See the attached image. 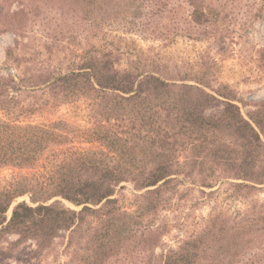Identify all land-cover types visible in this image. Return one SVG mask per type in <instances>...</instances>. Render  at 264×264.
Returning a JSON list of instances; mask_svg holds the SVG:
<instances>
[{
  "label": "trees",
  "instance_id": "1",
  "mask_svg": "<svg viewBox=\"0 0 264 264\" xmlns=\"http://www.w3.org/2000/svg\"><path fill=\"white\" fill-rule=\"evenodd\" d=\"M185 2L197 25L218 11L213 0ZM2 5L0 30L16 33L39 11L76 14L92 29L107 19L145 27L162 11L183 7L175 0H0ZM151 34L169 36L161 28ZM119 58L102 47L85 51L65 71L42 65L17 77L0 70V167L32 168L43 151L67 146L49 171L21 174L0 188V262L40 260L58 253L56 240L64 238L67 258L60 264L128 258L144 264H264V201L255 197L264 188V100L243 113L226 85L212 92L201 79L168 77L142 60L121 67ZM26 90L41 91L52 106L89 100L102 148L69 146L71 125L62 119L22 122V114L39 106L23 103ZM125 182L136 191L133 210L119 203ZM187 182L203 192L224 183L249 205L235 215L213 212L178 246L156 253L169 230L159 215L184 195ZM28 241L33 249L23 247Z\"/></svg>",
  "mask_w": 264,
  "mask_h": 264
},
{
  "label": "rangeland",
  "instance_id": "2",
  "mask_svg": "<svg viewBox=\"0 0 264 264\" xmlns=\"http://www.w3.org/2000/svg\"><path fill=\"white\" fill-rule=\"evenodd\" d=\"M175 1L183 4L181 11H162L155 16L153 23H146L148 29L139 24L140 21L129 19H107L91 29V25L76 14L39 11L24 24L20 33L0 30V70L17 77L28 68L31 72L42 65L65 71L85 51L108 47L118 53L121 67L130 61L142 60L145 67L159 69L168 77H184L191 82L201 79L212 92L224 89L226 85L236 95V102L243 113L254 109L264 100V61L261 58L264 48V0H213L218 11H210V21L202 25L190 21L185 0ZM157 28L169 32V36L152 35V29ZM98 29L101 31L94 35ZM22 100L24 104L36 102L39 105L34 112L22 114V122L48 124L62 119L71 125L69 146L102 148L97 139L100 128L89 100L80 98L52 106L46 102L44 93L29 90L23 93ZM65 147L43 151L32 168L0 167V188L8 187L21 174L49 171L63 158L61 149ZM54 150L58 155H52ZM182 189L184 195L176 197L171 206L159 215V221H164L169 230L163 235L156 253L178 246L190 234L203 228L213 212L235 215L249 205L248 199L231 195V190L228 191L224 183L213 189L204 188L205 192L190 182ZM135 193L130 182H125L119 189L117 196L124 209H134ZM255 197L264 201V188ZM25 198L28 197H20L18 201ZM10 238H15V235ZM65 241L58 238V253L53 252L40 260L33 258L29 263H21L18 259H10L0 264H60L67 258ZM23 247L33 249L34 242L28 241ZM123 263L144 264L142 259L134 261L132 258L114 264Z\"/></svg>",
  "mask_w": 264,
  "mask_h": 264
}]
</instances>
